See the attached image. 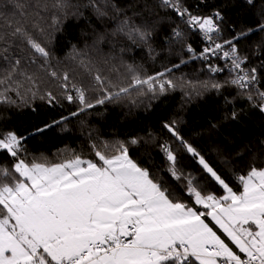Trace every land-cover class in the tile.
<instances>
[{
	"label": "snow or ice",
	"instance_id": "snow-or-ice-1",
	"mask_svg": "<svg viewBox=\"0 0 264 264\" xmlns=\"http://www.w3.org/2000/svg\"><path fill=\"white\" fill-rule=\"evenodd\" d=\"M202 3L128 0L120 7L113 0L102 4L84 0L79 7L114 22L111 32L98 34L94 44L104 43L109 36L108 43L123 37L145 45L151 58L153 36L167 22L168 51L179 56L181 64L188 62L183 54L225 62L224 66L207 64L212 73L227 71L223 81L197 85L188 81L187 86L197 95L202 91L222 95L225 120L239 119L243 109L237 110L238 100L264 115V10L254 26L237 27L226 17L227 4L204 5L210 9L205 13ZM243 4L255 7L254 0ZM70 6L69 0H52L51 5L46 0H4L0 5L12 12L10 17L0 11V60L8 64L0 75V104L16 105L9 95L14 92L21 106H30L21 94L18 75L32 84L27 89L30 99L35 100L39 91L32 75L19 72L20 58L9 60V49L17 40L31 50L30 63L39 57L44 67L53 58L46 46L53 38L33 24L41 36L37 39L27 26L33 12L39 16L37 9L54 10L52 26L60 31ZM194 35L201 38L198 49L189 43ZM73 49L75 59L79 51ZM79 63L91 84L78 82L67 71L53 70L49 75L59 81V95L46 91L38 97L49 106L63 107L61 101L75 104V111L23 131L4 127L10 118L0 113V155L11 160L10 166L0 163V264H264V141L258 148L245 145L247 157L237 152L239 160L218 157L217 163L185 139L178 122L172 120L163 125L169 139L149 134L147 139L133 135L114 143L94 142L93 158L75 151L56 161L29 156V139L81 113L130 97L133 90L155 97L183 87L169 78L171 68L143 75L137 67L126 65L128 75L114 81L83 59ZM224 89L235 90L231 98L223 95ZM90 90L97 93L94 99L89 98ZM142 144L152 151L133 158L130 150ZM154 153L162 163L156 162ZM246 158L247 167L237 168Z\"/></svg>",
	"mask_w": 264,
	"mask_h": 264
},
{
	"label": "trees",
	"instance_id": "trees-1",
	"mask_svg": "<svg viewBox=\"0 0 264 264\" xmlns=\"http://www.w3.org/2000/svg\"><path fill=\"white\" fill-rule=\"evenodd\" d=\"M31 2L35 3L37 0H31ZM46 2L51 5L52 0H46ZM113 2L124 7L128 0H113ZM152 2L153 0H149V3ZM254 2L255 7H249L243 4V0H236L235 3L233 0H203L201 10L207 13L210 9L204 5L221 7L227 4L224 12L230 23L237 27L240 25L254 26L259 14L264 10V0H254ZM3 3L4 0H0V5ZM83 3L84 0H69L71 5L67 9L69 17L62 21L60 31H56L52 26L54 10L50 9L45 12L37 9L39 16L33 12L27 25L29 30L37 39H41L40 33L33 27V24H38L39 27L44 28L45 36L53 38L52 43L46 45L52 50L53 58L44 67H41L42 60L39 57H36L35 63H30L31 50L22 41L17 40L9 49V60L20 58L19 72L32 75L39 91L35 100L30 99L27 89L32 88V84L23 75L16 77L23 84L20 91L30 106H21L20 99L15 93H9L12 99L16 100V105L0 104V113L10 118L4 127L23 131L75 111V104L69 105L66 101H61L63 107L49 106L38 97L46 91L59 95L61 91L59 81L49 75L53 70L58 74L67 71L78 82H83L85 85L91 84V77L79 63L81 59L90 67L99 68L103 75L114 81L128 75L126 65L137 67L143 75H153L165 68H171L169 78L176 80L183 87L182 89L178 87L177 90L169 91L164 95L157 94L155 97L151 93L141 96L133 90L130 97L107 102L87 113H81L79 117L66 121L62 126H57L47 134L29 139L26 147L30 157L44 156L51 161H56L75 151L85 158H93L90 146L94 142L98 145L102 141L114 143L133 135L147 139L149 134L158 139H169V134L163 125L172 120L178 122L185 139L213 160H217L218 157L239 160L236 156L237 152H243L247 157L248 149H245V145L258 148L260 142L264 141V115L250 108L244 101L238 100L236 101L237 110L243 109L239 119L225 120L226 106L222 95H217L214 91H202V94L197 95L192 87L187 86L188 81H191L193 85L202 81H223L227 76V71L212 73L207 67L208 63L224 66L222 60L213 58L205 62L200 59H190L187 54H183V58L188 62L181 64L180 57L168 51V45L165 42V37L170 35L167 22L159 25L151 41V46L155 50L154 58L149 56L145 45L133 44L123 37H117L112 40V43H108V40L112 39L109 36L104 43L94 44L98 34L111 32L114 22L108 19H98L91 9L79 7ZM97 3L102 4L103 0H97ZM0 11H5L12 17L10 9L0 7ZM156 11L161 16L164 15V12L159 9ZM75 12L82 13V15H71ZM169 15L174 16L171 13ZM189 43L198 49L201 46V38L194 35ZM73 46L79 51L75 59H73L75 55ZM175 51L176 49L173 53ZM174 64L180 66L176 68L173 67ZM6 67L8 64L0 60V75H3ZM234 91V89H224L223 95L231 98ZM88 95L90 99H94L97 93L90 90ZM133 99L136 100L135 104L131 103ZM255 148L252 150L255 151ZM145 151H152L151 146L142 144L130 150L133 158H137V153L142 154ZM155 155L156 162L162 163L159 155ZM185 162L190 163L188 157H185ZM0 163L10 166L11 160L0 155ZM248 163L249 160L246 158L237 164V168H246ZM259 163L260 161L257 160V166Z\"/></svg>",
	"mask_w": 264,
	"mask_h": 264
},
{
	"label": "built area",
	"instance_id": "built-area-1",
	"mask_svg": "<svg viewBox=\"0 0 264 264\" xmlns=\"http://www.w3.org/2000/svg\"><path fill=\"white\" fill-rule=\"evenodd\" d=\"M223 61V60H222ZM224 62V61H223ZM225 63V62H224Z\"/></svg>",
	"mask_w": 264,
	"mask_h": 264
}]
</instances>
